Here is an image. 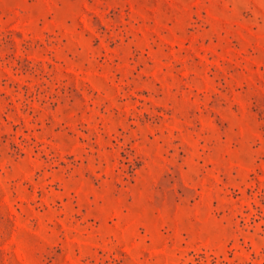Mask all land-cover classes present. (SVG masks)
Returning a JSON list of instances; mask_svg holds the SVG:
<instances>
[{
  "label": "rangeland",
  "instance_id": "rangeland-1",
  "mask_svg": "<svg viewBox=\"0 0 264 264\" xmlns=\"http://www.w3.org/2000/svg\"><path fill=\"white\" fill-rule=\"evenodd\" d=\"M0 264H264V0H0Z\"/></svg>",
  "mask_w": 264,
  "mask_h": 264
}]
</instances>
